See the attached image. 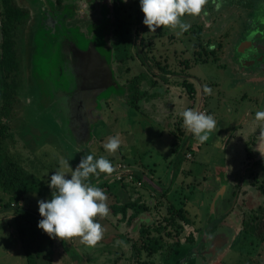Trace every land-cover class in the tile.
<instances>
[{"label":"rangeland","instance_id":"374dc122","mask_svg":"<svg viewBox=\"0 0 264 264\" xmlns=\"http://www.w3.org/2000/svg\"><path fill=\"white\" fill-rule=\"evenodd\" d=\"M46 1L47 7L51 8L47 10L52 11L54 1ZM64 1V5L73 6L78 2ZM81 1L77 7L82 13H89L93 21L96 15L100 21L105 22V34L113 31L118 18L122 20L124 26L129 29V35L125 34L123 38L130 41L126 48L123 45L118 47L121 49L119 54L125 55L126 52L129 59L123 63L118 62V66L114 65L115 77L120 87H109L99 95L100 111L94 116L100 119L93 133L97 141L103 137L105 140L100 143L101 147L98 145L100 141L96 142L98 151L93 156H103L111 164L115 163L116 167L128 166L120 161L119 149L125 144L137 142V136L144 130L145 136L138 141L139 157L150 175H146V178L141 176V179L151 186L164 187L171 193L162 204L160 199H154L150 204L145 203L150 209L143 211L145 213L141 212L139 215L142 216L132 222L131 226H125L128 218H124L122 223L118 220L119 226L127 230L118 236L122 242H111L112 239L103 237L98 241L102 245L94 248L93 245L84 243L81 238L78 242L70 241L75 237L58 239L55 247L57 252L62 251L59 255L64 259L68 258L71 263L74 262L72 264H78L77 261L79 264H150L151 259L155 264H264V175L263 170L258 167L264 166V156L259 155L260 152L256 150L251 152L247 149L244 153L241 151L242 166L245 167L239 171H242V174L246 172V180H242L239 171L228 175L229 185L225 188V194L211 202L210 200L223 191V179L219 183L215 173V168L222 166L223 154L210 145L214 129L208 140L200 145L199 151L185 147L184 139L178 132V127L183 123L180 113L186 108L210 114L215 119L216 126L221 121L235 124L241 122L244 117L247 122L259 120L256 113L264 111V85L260 83V80L264 79V56L262 66L258 62L253 65L251 62L246 63L251 52L246 55L245 51L264 52V37L260 35L262 39L259 38L256 42L250 36L251 38L246 37L245 42L238 43L245 38L246 32H250L254 27L248 20L246 26H243L246 22L242 24V31H237V24L251 15V11L237 7L240 3H255L260 6L264 0H207L199 14H185L181 17V20L189 25L187 31H181L178 27L160 26L154 32L148 29L145 33L144 30L140 32L142 17L139 22L134 19L139 9L138 0H112L111 3L109 0H96L97 11L93 15L87 9L88 4H84L87 0ZM15 2L30 13L29 22L18 33L17 50L21 58L22 73L18 100L21 107L18 119L2 121L0 131L7 128L12 138L6 139L0 135V146L5 147L10 157L27 173L30 187L22 204L15 202L11 208L0 209V264H26L25 252L37 260L39 246L49 245L47 235L37 228V222L41 219L37 201L50 199L51 194H55V189L52 193L47 183L55 171H69L60 165L62 159L68 160L70 167L74 169L81 158L80 153H76L73 148L70 150L64 146L67 144L72 147L67 134L66 137L63 136L58 125L45 120L58 117L57 108L51 100L55 92L64 91L61 95L63 96L67 93L69 84L73 83L68 72H63L60 64L64 58L62 59L58 44L64 38L61 33L65 32L53 28V25H43L46 8L42 4L43 0ZM116 5L120 6L118 13L114 9ZM100 7L106 9H103L105 14L102 17L98 15ZM256 16L255 25H264V11L257 12ZM75 17L73 21H66V25L69 24L67 26L70 27L69 33L79 41L81 48H87L91 39L90 31L86 28L89 24L85 23V29H81V16ZM222 22L227 24L223 29V25L218 26ZM259 32L264 34L262 30ZM236 33L238 37L234 35ZM154 36L156 43L151 47L154 51L148 53L142 66V59L137 52L140 40L149 37L152 40ZM207 37L216 47L222 41L223 50H230L232 54L228 53L229 56L226 57L227 52L222 54L221 51H216L213 54L214 60L202 62L204 51L209 50L205 47ZM143 55L147 53L144 52ZM198 56L202 59L199 60ZM236 64L247 67L244 70L249 76L232 71L237 70L234 67ZM134 77L140 78L138 92L146 101L141 106V113L128 102V83ZM184 81L193 86V96L188 95L183 87ZM205 85L211 89L210 93L201 90ZM170 95L173 96V101ZM202 96L203 102L200 104ZM58 99L62 103L61 98ZM156 102L162 105V110L153 109L158 108L157 104H154ZM170 103H175L176 112L173 116L168 107ZM136 104L142 105V100ZM41 115L44 119L39 118ZM60 115L64 117L61 109ZM173 120L176 122H172ZM245 130L251 132L249 128ZM113 136L120 140V147L115 152H108L104 144ZM253 136L248 135L247 146H252ZM174 147H178L177 153L173 152ZM187 153L191 158H186ZM87 155H92L90 148L85 156ZM27 159L35 160L31 163L32 167L28 166ZM237 166H241L239 162ZM93 177L95 176L90 175L88 181ZM34 181L42 183L43 188H32ZM178 198L184 201L187 217L194 226H185L180 222L183 225L182 233L179 237H164L165 249L152 258H147L146 253H143L134 261L131 258L130 240L138 233L140 224H145L149 229L153 227L149 231L153 237L164 236L168 232L174 234L175 230L165 219V203L173 200L175 205H178ZM0 199L1 204L7 201L3 195H0ZM26 209L28 211L23 213ZM156 227H159L160 234L155 232ZM121 230L122 228L118 229L119 232ZM200 239L202 245L198 248L200 245H197V242ZM196 248L199 251L195 252ZM41 260L43 261L42 258Z\"/></svg>","mask_w":264,"mask_h":264},{"label":"crops","instance_id":"0c3cea01","mask_svg":"<svg viewBox=\"0 0 264 264\" xmlns=\"http://www.w3.org/2000/svg\"><path fill=\"white\" fill-rule=\"evenodd\" d=\"M76 1H78L76 4V7L77 5H79L78 4L79 2L82 3L81 0H76ZM84 4L85 5L88 4L87 8L89 9L90 7L91 9V8H96L97 2L96 0H87L86 3ZM76 10H79L80 14L87 17L88 14L82 13V10L79 7H77ZM109 69L112 71L111 81H109L110 79L108 77L107 70H106V73L103 75L104 79H97V80L95 79L93 82L92 89L80 90V86H79L80 82L77 81L76 87L73 90L76 89L75 91H82V92L88 91L86 92V94H84V92L81 94L80 93L77 94V92H74L73 94L71 93V91H69L68 93H65L63 96H61L64 91H59V93L58 91H56L51 100L53 102V105H55L57 108L58 117H55V118L49 117V119L45 117L46 118L45 120H49L54 125L59 126V129H61V134L63 136L66 137V134H67V138L70 140L72 147L65 143H64L65 144L64 146L69 148L70 150L73 148L76 153H80L81 158L84 157L88 153L89 148L92 151V155H96L95 152L98 151V145L100 146V143H102L103 140H105L104 137L100 138L98 140L100 142L98 143V145H96V142L98 141L93 131H94L96 124H99V119H100L99 117L96 118L94 116L100 111L99 104L101 103V100L99 99V95L108 90L104 88L107 84H110L112 82L114 83V78H113L114 72L110 67ZM232 71H235L242 76H247V77L249 76V74L246 75L241 70L233 69ZM235 72L233 73L235 74ZM263 82H264V79H261L260 80L261 85H264ZM102 83H104V86ZM235 86L236 85L234 84V87ZM117 87H120V85L118 84ZM172 97L173 96H171L170 98L172 99ZM58 98H61L62 103L59 102ZM89 98H93L91 101L92 102L91 105H89L88 103ZM178 98L180 99L181 96H178ZM141 100H142V105L140 106L138 105L136 109L140 113H141V106H143V102L146 103L144 98H142ZM202 102H203V96H202V100L200 104H202ZM154 104H157V102ZM152 106L154 107V105ZM157 107L158 108H153V109L162 110V105L157 104ZM168 107L171 109V114L173 116L176 112L175 103H170ZM263 107H264V102H263ZM149 108L150 107H148L147 109ZM60 109L64 113V117L60 115ZM43 117L44 116L42 115L39 116V118L44 119ZM61 117L63 118L60 119ZM245 121H246L245 117L243 120H241V122H237L235 124L229 123V122L226 123L224 121H221L217 124L216 128L212 132V136L210 139V145L213 148L219 150L223 154L222 166H218L215 168V173L218 175L219 183L221 179H223L222 184H221L223 185V191L217 194L214 199L210 200L211 202L216 201L219 196H222L225 194L226 189L229 185L228 183L229 180H227V176L228 175L230 176L231 174H235L241 168L245 167V166H242V158L240 157L241 151H243L244 153L245 150L247 149H249L251 152L256 150L257 152H260L259 155L264 156V119H259L257 121L256 119H253L250 122L249 121L245 122ZM172 122L175 123L176 120H173ZM261 126L263 127L261 128ZM246 128H249V131L251 132H248L247 130H245ZM178 129H179L178 132H182L183 134L182 136L181 135L180 136L182 137V139H184L185 147L189 146L191 150L199 151V148H201L200 145H202V143L196 141L195 137L191 133L188 132L186 134V128L184 127L183 123L180 124ZM142 132L143 133H140V136H137V140H136L137 142L135 143L132 142L133 144L131 145L125 144L119 149L120 161L122 162V164L127 163L128 166L126 167L129 171H131L132 181H129V175H125V174L120 175V177L118 178L117 172L115 171H113L111 174L100 173L99 175H96L90 181H88L92 185L100 187L106 195L105 203L107 204L109 208V213L106 216H103V217L97 216L94 219L96 220V222L100 223V225L102 226V229H103L102 238L103 237H107L108 239L110 238L112 239L111 242L113 240L116 242H119L120 240L118 239V236L127 232V230H125L124 227L119 226V222L122 223V221L125 219H123V216L120 213H113L111 206L125 205L128 203H137L139 206L145 203L150 204L152 201H154V199L156 200L159 199V197L161 196L162 189L164 188V187L159 188L157 186H151L143 182V180L141 179V176H144L146 178V175H150L149 172L145 170L144 166L142 165L140 161V157H139L140 156L139 154V144L140 143H138V141L139 139L141 140V138L145 136L144 130H142ZM126 134L129 135V133H126ZM252 134L254 135L253 136L254 142L253 141L251 142L252 146L251 145L247 146L246 139L248 138V135H252ZM189 140L191 142H189ZM173 152L177 153L178 147H177V150ZM187 154L185 156H187ZM32 161L35 162L34 159L26 160L28 166H31ZM238 162L241 166H237ZM112 165L115 169L116 167L114 166L115 163ZM258 167L263 170V175H264V166H261V167L258 166ZM181 173H183V170L181 171ZM189 173H191V171H189ZM134 174L135 176H137V178L134 177ZM239 174L241 175L242 180H246V177H247L246 172L242 174V171H239ZM175 176L177 177L178 175L176 174ZM204 180H206V178H204ZM134 181H136V184H134ZM29 183H30V180H29ZM138 183H140V186L137 185ZM240 183H242V181ZM38 186L43 188L42 183H40L39 181L32 182V188H37ZM139 188L141 190H138ZM27 211L28 210L26 209V211H22V212L24 213ZM131 213L132 211L128 210L127 216L125 218L126 219L129 218L131 216ZM141 216L142 215H139L138 218ZM128 225L129 224L127 220V225L125 226L128 227ZM120 228H122V230L119 232L118 229ZM46 235H47V239L50 240V243L49 245H47V247L45 245L39 246L40 252H37L36 264H72L74 263V262L71 263V261L68 258L64 259L63 257H61L59 255V253L62 252L61 250L57 252L55 244L58 243V238L49 237V235L45 233V236ZM79 238L80 237H75L71 239L70 241L73 240L75 242H78L80 240ZM101 245L102 244L97 242L93 246L95 248L96 246H101ZM103 245H108V244H103ZM41 258L43 259V261L41 260ZM77 262L79 264V261Z\"/></svg>","mask_w":264,"mask_h":264},{"label":"clouds","instance_id":"9594fccd","mask_svg":"<svg viewBox=\"0 0 264 264\" xmlns=\"http://www.w3.org/2000/svg\"><path fill=\"white\" fill-rule=\"evenodd\" d=\"M112 0H109L111 3ZM207 0H138L140 11L143 13V25L151 31L160 26H170L187 31L189 25L181 20L185 14L197 15ZM203 90L211 89L206 85ZM184 127L198 142L204 143L209 134L216 128V121L205 112L186 108L180 113ZM257 119H264V111L256 113ZM120 147V140L113 136L104 144L105 150L115 152ZM60 165L69 169L68 172L55 171L48 180V187L55 189L50 199L37 201V210L41 219L37 228L49 237L64 240L80 237L89 245H95L103 236V229L94 217L106 216L109 208L105 203L104 191L92 185L88 177L100 173L111 174L114 167L103 156L87 155L80 159L73 169L68 160H61Z\"/></svg>","mask_w":264,"mask_h":264},{"label":"trees","instance_id":"16d2710c","mask_svg":"<svg viewBox=\"0 0 264 264\" xmlns=\"http://www.w3.org/2000/svg\"><path fill=\"white\" fill-rule=\"evenodd\" d=\"M62 2L63 0H56L58 11H61L63 8ZM260 6H264V3H261ZM114 9L118 13L120 11V6L116 5ZM29 19V11L25 8L19 7L15 0H0V126L3 125V120H16L19 117L21 102L18 100V90L21 87L22 73L21 58L17 50L18 33L23 27H25V25H27ZM124 25V22L119 18L114 24L113 33L118 39V45L114 48V51L116 52L115 62L123 63L129 59L128 53L124 51L125 55H120L119 52L121 49L118 48L119 45H123L126 48V46L130 44V41L124 40L123 38L125 34L129 35V29ZM142 26H144L143 23ZM199 55L202 54L199 53ZM203 57L204 60H202V62H207V58H205V56ZM198 59L200 60L202 57L198 56ZM139 81V77H134L128 83L129 85L127 88L129 95L128 102L134 109H137L138 107L136 104L137 101L142 99V96L138 92ZM182 85L186 88L188 95H194L195 90L191 84L184 81ZM0 135L6 139L12 138V135L8 133L7 128L0 131ZM179 135L182 136V132H179ZM174 150H177V147H174ZM134 177L137 178L135 174ZM29 187L30 183H28L26 173L19 164L10 157L5 147L0 146V195L7 198L6 202L2 204L0 203V209L11 208L15 202L22 204ZM262 191L264 193V189ZM169 193L170 190L166 188L162 189L161 196L159 197V199L162 200V202H160L161 204L165 200L167 201L166 196H168ZM177 200H179L178 205H175L173 200H168V202L165 203L167 204V217L165 219L167 224L175 230L174 234L173 232H168L164 236L158 235L157 237H153L152 234L149 233L153 227L149 229L145 224H140L138 233L133 236L132 240H130L132 242L131 258L134 259V261L138 260L143 253H146L147 258H152L159 251L166 248L163 244L164 237L171 238L173 235L179 237L183 231V225L194 226L192 221L187 217V212L184 209V201H181L179 198ZM111 208L113 213H120L123 216V219L127 216L128 210H131V216L128 218L129 226H131L132 222L138 219L141 212L149 210V206H146L145 204L139 206L137 203L114 205L111 206ZM180 222H182L183 225H181ZM158 229L159 227H156L154 230L156 233L160 234V230ZM190 240H192V238H190ZM197 245H200L198 248L201 247V239L197 242ZM198 248L195 249V252L199 251ZM25 255L26 264H36V260L32 255L28 252H25ZM152 261L153 260L151 259L149 263L155 264Z\"/></svg>","mask_w":264,"mask_h":264},{"label":"flooded vegetation","instance_id":"af4514ba","mask_svg":"<svg viewBox=\"0 0 264 264\" xmlns=\"http://www.w3.org/2000/svg\"><path fill=\"white\" fill-rule=\"evenodd\" d=\"M46 1V0H45ZM54 1V9H52V11H48V9H51L48 6V2L46 1V4H44L46 6V8H44V22L43 25L47 24V25H53V28L55 29H62L63 32L65 33H61L62 36L64 37L62 40H60L61 42L58 44V46H60L61 48V55H62V62L60 63L62 66V70L63 72H68L69 77L72 79L73 83H70L69 86L67 87V93L69 91H71V93L74 94V92L78 93H83L86 94V92L88 91H75L73 90L76 87L77 81L80 82V90H88V89H92L93 88V82L96 79H104L103 75L106 73V70L109 69V67L113 70L114 75V83L116 85H118V82L116 80L115 77V66H118V62H115V55L116 52L114 51V48L116 47L117 43H118V39L116 35H113V31H111L108 34H105V27H107L104 21H100L97 16L95 15L94 17V21L93 18L91 20V17L89 16V13L87 17H85L84 15L80 14L79 10H76L77 7H75L76 5H71V4H67L64 5L65 1L63 0L62 2V10L58 11L57 10V3L56 0ZM42 2V1H41ZM248 6L247 8L244 6ZM260 5V4H259ZM225 6V5H224ZM234 6V5H233ZM240 9H246L251 11V15L250 17H248L245 20L242 19H238L239 21L242 20V22L239 23L238 26V30L237 31H242V24L244 22H248V20H250V25L253 26L254 28L252 30L247 31L245 38L241 41H239L238 43L240 44L242 41L245 42L246 37H252L253 41H258L257 39L261 38L262 35L264 37V34H261L259 32V30L264 31V25L263 24H257L255 25V19H256V13L260 12V11H264V6H258L255 3H249V4H245V3H240L239 7ZM258 8V9H256ZM69 9V10H68ZM88 9V8H87ZM100 9V14H98L99 16H104L105 12L104 10L105 7H100L98 8V10ZM104 9V10H103ZM88 11L90 12L91 15H93V13L95 14L97 11V7L96 8H91L89 7ZM87 11V12H88ZM138 13L137 15L134 17V19L139 22L140 18L143 17V13L140 11V8L137 10ZM252 11H254V13H252ZM55 12V13H54ZM50 13V14H49ZM76 15L81 16V29L82 27L84 28V24L88 23L89 25H87V31H90V35H91V39L90 42L88 44L87 48H81L79 41L73 37L70 33H69V29L70 28L69 24L66 25V21H73L76 17ZM98 19V20H97ZM108 19V18H107ZM142 18H141V22H142ZM237 20V22H239ZM101 22L98 24V22ZM140 22V23H141ZM247 22L245 23L246 26ZM80 23V22H79ZM223 25L222 29L224 28L225 25H227L226 23L222 22L219 23L218 26ZM141 26V30L140 32H142V30H144V33L146 31H148V28L144 26H142V23L140 24ZM209 27V26H208ZM85 29V28H84ZM139 33V31L137 32ZM252 33V34H250ZM249 34V35H248ZM235 36L238 37L237 33L234 34ZM261 35V37H259ZM114 36V37H113ZM234 36V37H235ZM151 37V36H150ZM145 38L144 40H140L139 43V49H137L138 52V56L139 58L142 59V66L145 64L146 62V57L148 56V53H150L152 50V44L156 43L155 36L154 38L151 40V38ZM250 37V38H251ZM109 38V39H108ZM116 38V40H115ZM262 39V38H261ZM154 40V41H153ZM214 42H210L209 37H207V42L205 47L209 48V50H205L204 51V55L205 58H207V60L212 59L214 60V53H216V51H218V53H220V51L222 52V54H226L225 52H227L226 57L229 56L228 53L232 54L230 52V50L226 51L223 50L222 48V41L220 43L217 44V47L215 46V48H213V46H211ZM242 46L244 47V45L242 44ZM205 47H202L203 49ZM141 49L143 51H141ZM249 51L251 52L250 56H248L246 63L251 62L253 65L258 62L261 66L263 65V61H262V56H264V52L262 50L259 51H251V50H246L245 53L246 55L249 53ZM146 52L147 55H143V53ZM222 56V55H221ZM225 57V58H226ZM250 63V64H251ZM237 65V64H236ZM236 67L237 70H241L244 74L248 75L249 73L246 72L244 69H247V67H245L244 65L240 66H234ZM251 69V67H250ZM249 69V70H250ZM264 72V69L263 71ZM69 80V79H68ZM67 82V81H66ZM104 86V83H102ZM89 94V93H88ZM93 98H89L88 99V103L89 105H91V101ZM205 234V233H204Z\"/></svg>","mask_w":264,"mask_h":264},{"label":"built area","instance_id":"2783aa9c","mask_svg":"<svg viewBox=\"0 0 264 264\" xmlns=\"http://www.w3.org/2000/svg\"><path fill=\"white\" fill-rule=\"evenodd\" d=\"M186 158H191L190 154H187ZM115 172H117L118 178L120 177V175H129V181L131 180V171H129L127 169V167L125 165H121L115 168ZM138 186H140V183L137 184Z\"/></svg>","mask_w":264,"mask_h":264},{"label":"water","instance_id":"95a60500","mask_svg":"<svg viewBox=\"0 0 264 264\" xmlns=\"http://www.w3.org/2000/svg\"><path fill=\"white\" fill-rule=\"evenodd\" d=\"M44 1V4H46L45 3V0H43ZM107 74H108V77H109V81H111V78H112V71L110 70V69H108L107 70ZM110 86H112V87H117V85L115 84V83H110V84H107L104 88H106V89H108ZM206 235L204 234V237H205Z\"/></svg>","mask_w":264,"mask_h":264},{"label":"bare ground","instance_id":"6f19581e","mask_svg":"<svg viewBox=\"0 0 264 264\" xmlns=\"http://www.w3.org/2000/svg\"><path fill=\"white\" fill-rule=\"evenodd\" d=\"M45 25V24H44Z\"/></svg>","mask_w":264,"mask_h":264}]
</instances>
